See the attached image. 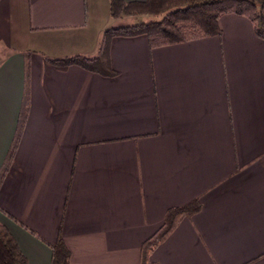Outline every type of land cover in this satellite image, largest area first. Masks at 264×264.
<instances>
[{"label":"crops","instance_id":"0c3cea01","mask_svg":"<svg viewBox=\"0 0 264 264\" xmlns=\"http://www.w3.org/2000/svg\"><path fill=\"white\" fill-rule=\"evenodd\" d=\"M141 19L109 0H0V222L28 264L59 239L69 264H141L168 209L197 199L150 261L264 264V38L248 17L154 48L114 37L115 76L48 61L95 56Z\"/></svg>","mask_w":264,"mask_h":264},{"label":"trees","instance_id":"16d2710c","mask_svg":"<svg viewBox=\"0 0 264 264\" xmlns=\"http://www.w3.org/2000/svg\"><path fill=\"white\" fill-rule=\"evenodd\" d=\"M109 1L110 15L115 19L142 16L151 17L152 20L106 29L95 56L48 58L50 63L59 69L78 65L103 76H115L117 71L112 67L110 60L112 38L146 35L150 47L154 48L219 35L221 33L219 19L226 13L248 17L253 22L257 35L264 38V0ZM200 210L201 202L197 199L168 209L162 226L142 245L141 264H158L150 261V251L164 241L183 218L191 217ZM52 251L51 264H69L70 252L63 240L59 239ZM0 264H28L15 238L1 222Z\"/></svg>","mask_w":264,"mask_h":264},{"label":"rangeland","instance_id":"374dc122","mask_svg":"<svg viewBox=\"0 0 264 264\" xmlns=\"http://www.w3.org/2000/svg\"><path fill=\"white\" fill-rule=\"evenodd\" d=\"M136 17L143 18V19H141L142 21H150V20H152L151 17H142V16H136ZM125 18H127V17H125ZM128 22H129V21H128Z\"/></svg>","mask_w":264,"mask_h":264}]
</instances>
